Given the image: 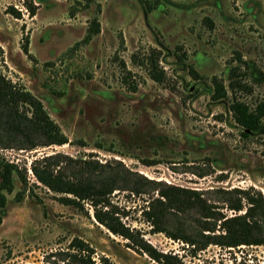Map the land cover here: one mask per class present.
Here are the masks:
<instances>
[{
	"label": "rangeland",
	"instance_id": "obj_1",
	"mask_svg": "<svg viewBox=\"0 0 264 264\" xmlns=\"http://www.w3.org/2000/svg\"><path fill=\"white\" fill-rule=\"evenodd\" d=\"M95 17L100 32L88 39ZM151 55L160 83L148 70ZM232 67L247 85L237 96L252 108L264 101V0H0V74L40 100L70 142L0 150L27 169L29 183L16 202L24 188L14 177L0 210V264H53L75 238L96 262L160 264L99 225L90 205L60 204L30 171L42 156L120 161L146 179L202 194L227 218L236 214L228 201L242 196L234 190L264 197V133L244 136L230 92L212 100V80L228 86ZM156 196L116 191L111 202L125 213L122 223L175 263L264 264V245L200 248L154 233L143 212ZM198 219L190 210L168 222L199 236Z\"/></svg>",
	"mask_w": 264,
	"mask_h": 264
},
{
	"label": "trees",
	"instance_id": "obj_2",
	"mask_svg": "<svg viewBox=\"0 0 264 264\" xmlns=\"http://www.w3.org/2000/svg\"><path fill=\"white\" fill-rule=\"evenodd\" d=\"M27 8L29 15L34 16L35 8ZM14 15L20 18L17 11ZM88 32V39L100 32L97 17L93 19ZM23 49L27 53L25 46ZM147 65L151 78L155 82H162V72L159 71L158 62L153 55L148 59ZM238 70L237 67L229 69L228 86L220 79L212 80V100L227 99L230 92L229 111L234 122L244 130V136L247 133L259 135L264 133V101L252 108L237 96L247 89L244 81L239 79L242 75H239ZM66 144H70L69 139L50 118L42 102L0 74V150H34ZM97 148L101 149L100 146ZM30 171L38 183L58 195L56 198L60 204L79 210L84 204L90 205L93 217L99 225L112 235L128 241L130 248L146 254L160 264L178 262H174V257L159 252L138 231L122 223L121 217L125 213H121L112 204L111 195L114 192H128L134 196L157 193L155 198L152 197L147 202L146 211L143 212L154 233L166 234L189 245L198 243L200 248L210 244L227 248L264 245V197L258 191L251 193V189L234 190V193L242 196L228 201L227 208L236 214L227 218L217 211V207L209 204L202 194L146 179L127 169L120 161L100 163L93 158L75 159L62 153H54L36 158L30 164ZM14 177L24 188L15 196V201L20 202L28 189L27 169H21L0 154V210L6 207L8 196L14 191ZM233 192H223V195ZM190 210L200 214V219L196 221V226L201 228L199 236L185 229L181 222L174 225L168 222L172 216L177 217L178 213ZM242 211V215L238 214ZM1 223L0 216V225ZM94 254L88 244L75 238L66 249L52 255L53 264H110L105 257L96 262Z\"/></svg>",
	"mask_w": 264,
	"mask_h": 264
}]
</instances>
